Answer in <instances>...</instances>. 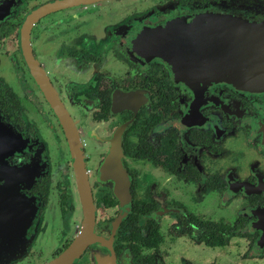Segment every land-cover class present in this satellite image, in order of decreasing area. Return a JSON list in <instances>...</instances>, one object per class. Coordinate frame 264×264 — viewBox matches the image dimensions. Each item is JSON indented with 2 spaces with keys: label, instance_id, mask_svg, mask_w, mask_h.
<instances>
[{
  "label": "flooded vegetation",
  "instance_id": "obj_1",
  "mask_svg": "<svg viewBox=\"0 0 264 264\" xmlns=\"http://www.w3.org/2000/svg\"><path fill=\"white\" fill-rule=\"evenodd\" d=\"M216 8L264 23V0H0V264L85 230L71 264H264V85L148 44Z\"/></svg>",
  "mask_w": 264,
  "mask_h": 264
},
{
  "label": "water",
  "instance_id": "obj_2",
  "mask_svg": "<svg viewBox=\"0 0 264 264\" xmlns=\"http://www.w3.org/2000/svg\"><path fill=\"white\" fill-rule=\"evenodd\" d=\"M235 13L212 9L191 22L180 21L179 36L154 38L148 44L189 77L263 86L264 23ZM78 153L73 154L76 160H80ZM87 234V230L81 233L50 264H71L87 243Z\"/></svg>",
  "mask_w": 264,
  "mask_h": 264
},
{
  "label": "rangeland",
  "instance_id": "obj_3",
  "mask_svg": "<svg viewBox=\"0 0 264 264\" xmlns=\"http://www.w3.org/2000/svg\"><path fill=\"white\" fill-rule=\"evenodd\" d=\"M76 220H78V217H77V219ZM75 229V227H72V231ZM230 246H233V248H234V244L233 243H231L230 242ZM232 248V249H233ZM42 249H43V254L48 258V254H49V250H50V248H49V244H47V245H43V247H42Z\"/></svg>",
  "mask_w": 264,
  "mask_h": 264
}]
</instances>
